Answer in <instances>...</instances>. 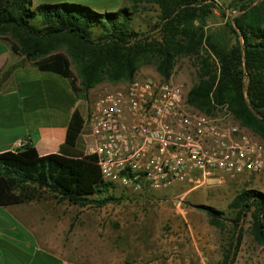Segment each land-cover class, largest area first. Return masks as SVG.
Returning <instances> with one entry per match:
<instances>
[{
    "label": "trees",
    "instance_id": "16d2710c",
    "mask_svg": "<svg viewBox=\"0 0 264 264\" xmlns=\"http://www.w3.org/2000/svg\"><path fill=\"white\" fill-rule=\"evenodd\" d=\"M128 1L132 8L99 13L73 3L33 10L32 0H0V41L11 42L12 50L40 71L65 78L83 101L104 82H132L142 65H154L168 82L180 58L195 59L199 80L187 95L188 104L208 115L227 105L236 121L264 141V0L241 7V13L216 32L205 29V3L211 0ZM142 5L158 6L159 39L135 31L133 12ZM84 127L77 110L60 154L41 157L32 146L0 154V206L23 204L19 191L79 207L104 208L117 202L114 186L102 179L96 156L76 148ZM195 208L222 234L227 232L226 222L233 224L221 264L234 263L243 239L241 226L248 218L254 241L264 247L262 192L238 194L229 206L234 215L229 220L214 208Z\"/></svg>",
    "mask_w": 264,
    "mask_h": 264
},
{
    "label": "rangeland",
    "instance_id": "374dc122",
    "mask_svg": "<svg viewBox=\"0 0 264 264\" xmlns=\"http://www.w3.org/2000/svg\"><path fill=\"white\" fill-rule=\"evenodd\" d=\"M260 1H207L206 31L223 30L241 13V7ZM133 14V27L137 33L150 40L159 39L158 6L142 5ZM35 24H40V18ZM136 78L162 79L154 65H142ZM198 80L197 61L180 58L171 81L182 86L188 95ZM112 87L115 85L107 82L100 84L91 93L90 100ZM246 190L264 194V173L214 179L201 186L179 184L159 191L137 193L117 187L112 191L117 202L104 208L79 207L59 201L56 204L65 212L66 220L69 217V222L62 225L64 230L61 228L63 239L78 245L86 243L87 256L95 258L96 253L102 254L103 264H221L224 247L233 234V224L226 222L227 232L222 234L210 224L208 216L195 207L214 208L229 220L234 216L230 204ZM251 224V218L242 223L243 239L233 264H264V247L254 241Z\"/></svg>",
    "mask_w": 264,
    "mask_h": 264
},
{
    "label": "built area",
    "instance_id": "2783aa9c",
    "mask_svg": "<svg viewBox=\"0 0 264 264\" xmlns=\"http://www.w3.org/2000/svg\"><path fill=\"white\" fill-rule=\"evenodd\" d=\"M103 181L143 192L264 173V142L227 105L208 115L171 80L135 78L91 101L85 120ZM31 146L29 137L15 152Z\"/></svg>",
    "mask_w": 264,
    "mask_h": 264
},
{
    "label": "crops",
    "instance_id": "0c3cea01",
    "mask_svg": "<svg viewBox=\"0 0 264 264\" xmlns=\"http://www.w3.org/2000/svg\"><path fill=\"white\" fill-rule=\"evenodd\" d=\"M62 3H78L99 13L132 8L128 0H32V9ZM92 92L87 101L77 99L65 78L40 71L15 53L11 42L0 41V154L15 152L16 143L26 137L39 156L60 154L73 114L78 110L86 120ZM92 144L90 131L84 127L76 148L88 154ZM17 195L23 204L0 206V264H103L102 254L87 256L86 243L63 239L62 225L69 217L66 220L57 206V198L37 199L22 191Z\"/></svg>",
    "mask_w": 264,
    "mask_h": 264
}]
</instances>
